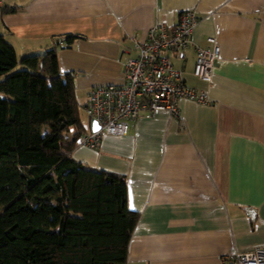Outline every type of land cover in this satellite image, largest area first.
I'll list each match as a JSON object with an SVG mask.
<instances>
[{
	"label": "crops",
	"instance_id": "obj_1",
	"mask_svg": "<svg viewBox=\"0 0 264 264\" xmlns=\"http://www.w3.org/2000/svg\"><path fill=\"white\" fill-rule=\"evenodd\" d=\"M8 4L18 9L0 14V32L19 55L57 43L62 70L110 82L123 81L133 36L145 39L157 19L196 9L193 44L175 54L186 82L210 101L181 98L184 123L166 109L143 112L126 133L80 142L71 154L125 175L127 204L139 210L126 264H221L264 244V0H0ZM67 33L78 34L66 46L75 49L58 44ZM208 36L224 59L211 81L193 74L196 46H208Z\"/></svg>",
	"mask_w": 264,
	"mask_h": 264
},
{
	"label": "trees",
	"instance_id": "obj_2",
	"mask_svg": "<svg viewBox=\"0 0 264 264\" xmlns=\"http://www.w3.org/2000/svg\"><path fill=\"white\" fill-rule=\"evenodd\" d=\"M85 131L57 43L19 55L0 32V264L127 263L139 210L123 173L72 156Z\"/></svg>",
	"mask_w": 264,
	"mask_h": 264
},
{
	"label": "built area",
	"instance_id": "obj_3",
	"mask_svg": "<svg viewBox=\"0 0 264 264\" xmlns=\"http://www.w3.org/2000/svg\"><path fill=\"white\" fill-rule=\"evenodd\" d=\"M199 20L197 10L187 8L178 13L175 22L157 19L145 39L133 36L137 52L123 61V81L98 83L88 88L83 108L100 126L83 132L81 143L97 146L103 134H124L140 114L158 109L178 115L184 123L179 107L181 98L210 101L207 91L186 82L182 69L171 56L193 44L192 34ZM207 42L208 46H196L193 74L211 81L215 63L224 59L216 37L208 36ZM58 44L69 46L64 38ZM221 264H264V244L235 251L225 256Z\"/></svg>",
	"mask_w": 264,
	"mask_h": 264
},
{
	"label": "rangeland",
	"instance_id": "obj_4",
	"mask_svg": "<svg viewBox=\"0 0 264 264\" xmlns=\"http://www.w3.org/2000/svg\"><path fill=\"white\" fill-rule=\"evenodd\" d=\"M64 48H66V50H72V49H75L76 47L67 48L66 46H64ZM171 56H172L173 62L177 66L180 65L182 60L179 59L175 53H171ZM189 64H191V68H192V63L190 62ZM77 71L78 73H80V75L75 77L76 93H77L79 103H80V114H81V117L83 116V118L86 117V119H88L87 114L85 113L83 105H82V101L84 100V94L85 92L87 93L88 91L87 87H84V86H86V83L89 84L90 82H94V83L96 82V84L108 83L110 82L109 81L110 79H99V76H95L93 73L92 75L89 74L85 76L84 73H87V72H85L84 70H77ZM116 82H121V81H116Z\"/></svg>",
	"mask_w": 264,
	"mask_h": 264
},
{
	"label": "water",
	"instance_id": "obj_5",
	"mask_svg": "<svg viewBox=\"0 0 264 264\" xmlns=\"http://www.w3.org/2000/svg\"><path fill=\"white\" fill-rule=\"evenodd\" d=\"M100 126V122L95 118H91V129H96ZM251 214H254L253 212Z\"/></svg>",
	"mask_w": 264,
	"mask_h": 264
}]
</instances>
